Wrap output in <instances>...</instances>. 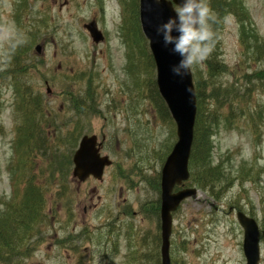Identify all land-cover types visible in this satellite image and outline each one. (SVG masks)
Returning <instances> with one entry per match:
<instances>
[{
	"label": "rangeland",
	"instance_id": "374dc122",
	"mask_svg": "<svg viewBox=\"0 0 264 264\" xmlns=\"http://www.w3.org/2000/svg\"><path fill=\"white\" fill-rule=\"evenodd\" d=\"M231 1L239 6L218 20L224 72L215 81L230 96L223 108L211 102L226 118L236 116L219 117L212 135V166L223 171L216 190L223 189L212 199L197 183L188 184L199 193L174 215L172 264H246L238 210L264 230V0ZM138 6L139 0H0L2 225L8 228L11 215L18 218L12 206L23 201L26 187L39 184L46 193L47 215L29 239L34 247L28 256L14 254V261L78 264L79 257L103 264L108 230L102 225L120 214L115 227L122 237L113 263L158 264L159 250L140 242L133 251L125 230L136 224L139 233L156 235L157 222L143 213L144 203L158 199L154 178L177 140L175 121L154 105V71ZM93 19L106 36L100 44L84 28ZM206 69L205 62L193 67L195 81L209 79ZM33 103L42 111L37 130L43 138L36 149ZM84 134L106 138L102 153L114 164L103 181L73 177V154ZM127 209L134 217L122 215ZM78 235L75 253L63 241L71 236L77 242ZM261 249L264 264L263 242Z\"/></svg>",
	"mask_w": 264,
	"mask_h": 264
},
{
	"label": "water",
	"instance_id": "95a60500",
	"mask_svg": "<svg viewBox=\"0 0 264 264\" xmlns=\"http://www.w3.org/2000/svg\"><path fill=\"white\" fill-rule=\"evenodd\" d=\"M180 2V0H177ZM175 15L172 6L165 0H141L140 17L143 30L148 39L157 68V85L161 96L166 101L178 127V141L166 159L162 170V229H163V264H171L169 254L170 235L172 232V211L189 197L196 196L197 189L187 188L173 193L176 185L190 178L189 160L194 142V130L197 118V95L193 73L189 76H174L171 66L179 61L158 42L155 34L157 25ZM92 37L99 41L102 34L95 23L87 26ZM190 90V91H189ZM74 175L86 180L90 175L101 179L105 166L112 161L108 156H101L97 147V136H85L74 156ZM238 219L245 230L244 250L247 264H259L260 229L254 218L238 212Z\"/></svg>",
	"mask_w": 264,
	"mask_h": 264
},
{
	"label": "trees",
	"instance_id": "16d2710c",
	"mask_svg": "<svg viewBox=\"0 0 264 264\" xmlns=\"http://www.w3.org/2000/svg\"><path fill=\"white\" fill-rule=\"evenodd\" d=\"M209 2L217 18V22L213 25L215 32V42L210 55L204 61L205 64H207L206 73L209 75V79H202L205 82H202V80L195 81L198 97V117L195 127V139L191 158V167L192 181L199 184V186L205 189L212 197H218L223 187L216 190V183L220 182V175L223 171L219 166H212V135L214 134L215 128L219 124V117H223L228 121H234L236 117L234 114H229V116L226 118V116L218 111V108H212L211 106V102L215 101L216 104L220 106V108L225 107L227 105V102L229 101L228 97L230 96L229 89H221V87H218L215 82L216 78H218V74L224 72L222 63V51L220 46L221 44L218 32V20L223 11H233L235 9L234 7H238L239 5L235 1H231L230 3H228V0H210ZM227 7H229L230 9H228ZM239 17L241 19H244L241 16ZM152 85L155 87L154 94L152 96L156 106L162 113H168L167 107L158 92L156 81L154 78L152 80ZM220 96H222L223 98L225 97V101L219 102ZM231 97L235 98V94L232 93ZM207 99L211 100L207 101ZM223 183L227 184V182ZM39 197H43L42 191L39 194ZM28 203L29 204H13L12 208L14 209L15 214L35 213V211L32 210V201L29 200ZM38 213L40 216L39 211ZM12 222L14 224L13 227L18 229L26 227L27 223L22 221V223L24 224H21V220L19 218H14ZM4 228L5 227L2 225L1 221L0 229Z\"/></svg>",
	"mask_w": 264,
	"mask_h": 264
},
{
	"label": "clouds",
	"instance_id": "9594fccd",
	"mask_svg": "<svg viewBox=\"0 0 264 264\" xmlns=\"http://www.w3.org/2000/svg\"><path fill=\"white\" fill-rule=\"evenodd\" d=\"M165 2L172 6L175 15L157 25L155 34L164 48L179 57V61L171 66V72L183 78L191 75L193 67L202 64L210 55L217 18L209 0Z\"/></svg>",
	"mask_w": 264,
	"mask_h": 264
},
{
	"label": "flooded vegetation",
	"instance_id": "af4514ba",
	"mask_svg": "<svg viewBox=\"0 0 264 264\" xmlns=\"http://www.w3.org/2000/svg\"><path fill=\"white\" fill-rule=\"evenodd\" d=\"M42 46H40L41 49ZM19 57H14L15 61H18ZM15 71H17V67H14ZM117 223H104V228L107 229L109 232L105 233L106 235L103 237V251H102V262L108 263V264H115L113 263V259L115 258V254L120 251V247L118 244V237L114 234V228L113 226L117 225L120 222L119 216L117 217ZM119 247V249H118ZM80 262L84 263L83 260ZM13 264V262H11ZM21 264V263H19Z\"/></svg>",
	"mask_w": 264,
	"mask_h": 264
},
{
	"label": "bare ground",
	"instance_id": "6f19581e",
	"mask_svg": "<svg viewBox=\"0 0 264 264\" xmlns=\"http://www.w3.org/2000/svg\"><path fill=\"white\" fill-rule=\"evenodd\" d=\"M221 53V52H220ZM22 69V68H21ZM42 137V136H41ZM43 138V137H42ZM42 138H40V140L42 139ZM45 142V141H44ZM41 144V143H40ZM40 144H39V146H40ZM45 145V144H44ZM38 146V147H39ZM43 146V145H42ZM46 146V145H45ZM44 147V146H43ZM48 149V148H47ZM47 149H45V150H47ZM44 150V149H43Z\"/></svg>",
	"mask_w": 264,
	"mask_h": 264
}]
</instances>
